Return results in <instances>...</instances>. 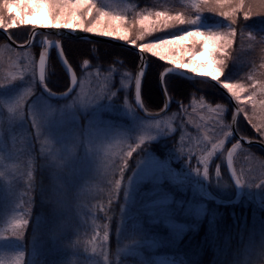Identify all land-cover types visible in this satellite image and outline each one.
I'll return each mask as SVG.
<instances>
[{
  "label": "rangeland",
  "instance_id": "374dc122",
  "mask_svg": "<svg viewBox=\"0 0 264 264\" xmlns=\"http://www.w3.org/2000/svg\"><path fill=\"white\" fill-rule=\"evenodd\" d=\"M186 1L191 4V0ZM0 2L2 22L19 19L23 23L25 19H36L34 26L57 27H63L65 23L61 21L56 24L51 21L47 16L46 5L35 16H30L24 6L25 0ZM207 12L216 18V23L211 21L208 25L199 14L198 19L190 23L184 31L200 27L206 31H222L231 26L224 17L211 11ZM257 28L261 30V24H258ZM251 34L253 40L264 38L262 34ZM245 36L244 40L236 41L235 45L233 43V51L228 54L219 82L225 79L226 82L235 84L252 77H255L253 84L264 81V51L261 50L264 45L254 48L255 45L248 39L247 33ZM20 50L7 42L0 43V73L10 70L16 53ZM24 50L32 51L28 48ZM180 54L178 51L177 56ZM194 59L206 61L208 54L198 53ZM165 61L178 66L172 63L171 58ZM84 67L80 81L84 82L87 91L96 84L89 73L95 74L98 68H91L89 65ZM99 70L102 73L111 70L112 76L108 82L110 91L94 101H74L73 96L78 93V86L65 100L53 101L43 85L41 91L34 92L35 84L39 80L32 74H25L0 84V170L5 171V176L0 177V264H15L17 258H20L21 264H187L172 254H159L155 250L162 244L178 241L192 226L181 218H199L206 210V203L198 198L197 201L190 198L183 202L182 198L176 197L169 190V184L189 188L201 196L205 195L218 201L210 193V179L212 175L215 178L221 177V166H226L227 149L236 141L232 140L231 130L227 129L230 134L224 138V148L217 149L209 158L208 174L205 175L203 164L197 160L201 152L194 149L191 157L187 153V148L196 143L198 135L204 139V130L201 129L198 134L191 124L182 129L186 141L188 137L192 138L183 152L179 147L180 132L166 130L157 124V121L171 117L174 113L179 114L181 107L178 111L166 112L159 117H146L131 104L130 93L133 99L131 90L136 73L133 75L126 70ZM186 70L192 72L191 68ZM208 70L201 68L192 73L207 75ZM126 74L129 76L125 85L123 81ZM114 78L118 83L116 90L113 88ZM29 86L34 91L28 106L42 108V111L45 108L50 109L42 124V133L60 147L62 164H56L41 150L40 133L30 115L16 117L15 112L10 113L7 110V105L14 102ZM241 86L245 92L241 93L239 106H247L249 114L259 121L261 115H264L259 101L264 100V96L259 95V89L256 90L257 103L253 109L246 101L248 84L243 82ZM111 92H115V95L122 94L120 103H113L115 95ZM203 92L193 93L183 104L188 105L197 96L205 98ZM205 100L213 106L219 104L223 107L222 118L230 128L232 107L227 116L229 106L226 103H212L207 98ZM110 111L116 112L123 119H111L103 115L104 112ZM237 124L251 125L244 112L239 113ZM173 126H176L175 123ZM209 127L211 128V125ZM169 138L174 141L165 156L160 157L146 147L147 144ZM114 140H126L134 148L122 174L120 172L115 177L110 174L103 149L95 147L97 141ZM72 145L76 146L75 152L71 151ZM135 152L139 155L130 167L129 162ZM38 164L44 167L46 182L42 194L46 201H50L49 208L45 214L35 218L27 238L25 231L28 223L25 225L23 236H16L13 235L10 225L21 214L28 221L33 175ZM198 167L200 170H197ZM231 167L232 170L235 169L233 175L239 196L248 198L254 205L264 208V175H260L264 172V160L257 150L241 144L240 148L234 151ZM117 180H120L118 188ZM114 203H118L123 212L114 231L119 239L118 248L116 252H111V227L106 214ZM106 232L108 239L104 241ZM99 240L100 246L94 251L93 243ZM260 247L258 246L257 250H260Z\"/></svg>",
  "mask_w": 264,
  "mask_h": 264
},
{
  "label": "trees",
  "instance_id": "16d2710c",
  "mask_svg": "<svg viewBox=\"0 0 264 264\" xmlns=\"http://www.w3.org/2000/svg\"><path fill=\"white\" fill-rule=\"evenodd\" d=\"M95 3L98 8L114 12L117 15H123L129 24L136 13L152 10L185 11L189 15L195 16L200 14L208 25L211 24V21L216 23L215 17L211 16L207 11L197 13L186 0H95ZM189 24H178L167 29H158L157 32L146 36L143 42L150 43L152 42L151 38H165L162 36L179 34ZM258 24H261V30L257 28ZM32 28L33 26L30 25L16 26L9 34L14 40L22 43L27 40ZM239 28L243 31L244 35H238L237 40L234 41V45L236 41L245 39V33L250 32L256 34V36L264 35V14H255L247 19H243L241 15ZM200 29L204 30L202 27ZM79 30L84 31L83 29ZM92 34L103 35V32L97 31ZM45 35L49 39H60L63 53L58 46L49 49L45 80L35 84L36 89L34 92L41 91L42 85L47 91L48 96L52 93H63L68 89V76L57 59V53L59 52L65 56L75 71L78 81L81 80L84 74V60L89 61V67L91 68L112 69L115 71L126 70L133 75L136 73L139 62L138 55L130 49L101 41L69 37L58 38L52 34L45 33H37L31 45V53L36 59L41 51L42 37ZM2 42H6V40L0 34V43ZM145 54L147 67L141 82V97L148 110L157 111L163 106V98L159 88V75L164 68L171 64H168L165 60H161L159 57H155L151 53L145 52ZM113 81V88L116 90L118 85L116 78ZM164 84L171 101L168 112L180 110L181 103H186L193 93L199 91H204L205 98L212 103L221 101L226 103L229 106L227 116L231 112V105L228 99L215 86L207 82L188 80L176 74H167L164 77ZM132 89L131 91L134 96V85ZM73 93L74 91L71 94ZM130 97L131 104L136 108L131 93ZM65 99L66 97L53 98L52 100L62 101ZM121 99L122 94L116 93L113 97V103H120ZM103 115L111 119H123L114 111L104 112ZM237 130L243 136L260 140L255 129L249 124H243V126L242 124H237ZM231 137L232 140L236 141L233 135ZM173 141V138H169L164 141L160 140L147 144L146 147L152 149L161 157L167 155L168 148L173 144ZM250 147L255 148L264 160V151L256 146ZM166 150L167 152H165ZM138 155V152L132 155L129 166L135 162ZM41 165L38 164L34 170L31 205L29 207V214L27 215L28 225L25 231L26 238L31 232L35 218L45 214L50 204V201H46L42 194L46 178L44 167ZM236 186L235 180L229 174L226 166H221V177L215 178L212 175L210 179V193L218 201H214L205 195L201 196L189 188L185 189L179 185L169 184V190L176 197L182 198L183 202H187L190 198L196 201L197 198L201 199L206 203V210L199 218H195L194 216L181 218L187 224H192V226L178 241L162 244L156 248L155 252L159 254H172L176 259L180 258L187 264H264V208L254 205L248 198L239 196ZM239 197L240 199H238ZM121 210L118 203H114L108 208L106 214L111 227L109 237L111 252H116L118 248L119 239L114 231L118 218L123 212ZM258 246H261L260 250H257Z\"/></svg>",
  "mask_w": 264,
  "mask_h": 264
},
{
  "label": "snow or ice",
  "instance_id": "6c2138e0",
  "mask_svg": "<svg viewBox=\"0 0 264 264\" xmlns=\"http://www.w3.org/2000/svg\"><path fill=\"white\" fill-rule=\"evenodd\" d=\"M47 6V16L51 21L60 24L64 21L63 27L69 30L83 29L87 33H96L102 31L105 36L117 37L119 40L127 42L130 45H136L141 52L153 53L155 57H159L161 60H168L171 58L173 64H177L182 69L191 68L192 72H197L201 68H208L207 76L219 80V77L224 72V66L226 59L229 57V53L233 51L232 45L237 40L238 35L243 36V31L239 28L240 17L247 19L255 14H264V0H191V8L197 13L203 11H211L224 17L230 22V27L222 31H204L200 28H192L187 31H183L180 34L162 36L165 38H151V43H144V38L150 33L157 32L158 29H167L171 26L178 24L194 23L198 19L195 15H189L185 11H164V10H152L142 11L136 13L129 24L123 15H117L114 12L107 11L98 8L95 0H25V7H27V14L35 16L40 10ZM12 14L10 13L9 16ZM36 19L24 20L23 23L19 19L16 21L8 20L7 22L0 21V29H3L5 33H11V30L16 26L35 25ZM37 33L35 27L30 31L29 37L25 40L28 49H31L32 37ZM10 39L12 36H9ZM152 37V36H151ZM248 39L255 45L254 48L264 45V38L257 40L252 39V34L247 33ZM55 42L63 53V47L61 46L60 39H49L48 36L42 37L41 51L39 53L38 61L32 55L31 51H25L23 48L16 53L15 62L10 66V70L6 73H0V84H4L9 80H15L16 78L23 77L25 74H32L39 79L38 71L46 69L47 56L49 46ZM10 47V46H9ZM264 51V49H261ZM181 54L177 56V52ZM208 54V60L197 61L194 59L196 55ZM186 53V54H185ZM85 65H89L88 60H84ZM195 65V67H193ZM90 76L96 81L95 87H89L85 90L83 81H78L76 77L71 78L72 87H69V91L72 88L79 87L78 93L82 100L95 99L98 96L104 95L109 92L108 82L111 79V70L102 73L99 69L95 74L89 73ZM129 75L123 81L128 80ZM255 77L245 78L241 80V83H229L227 80L220 81L223 87L231 93V96L238 102L236 113L244 112L247 116L249 123L260 134L259 138L264 140V115H261L260 120L257 121L253 115L249 114L247 106L240 107L241 93L245 92V89L241 86L243 82L248 84L247 93H245L247 104H251L252 108H256L257 92L259 89V95L264 96V81H259L256 84L252 83ZM140 78L134 76V83L137 88V99L140 100L139 87ZM126 85V84H125ZM33 88L27 87L21 95H19L14 102L7 105L9 112H14L17 103L21 97H27L25 115H29L27 111V104L30 97L33 95ZM251 93L252 95H248ZM115 95V92H111ZM127 102V100L125 101ZM261 112H264V100L259 101ZM223 107L219 104L213 106L206 102L203 96H197L192 99L188 105L181 103V112L179 114L174 113L171 117L157 121L158 126L165 128L169 131L180 132V150L185 152L187 144L191 143L192 138L188 137L185 140V133L182 131L189 124L193 125L200 133V130H204V139L197 136L195 144L187 148V153L192 156L194 149H198L201 155L197 157L198 163L203 164V172L208 174L209 158L212 157L217 149H223L225 139L229 134L230 129L227 123L222 118ZM175 123V127L173 126ZM211 125V128L209 127ZM212 141H215L214 143ZM211 145L209 148L208 145ZM239 141L234 142L231 148L227 149V161L230 166L233 165L234 151L240 148ZM132 148L128 156L132 154ZM128 159L123 161L124 167L127 165ZM217 165V169H218ZM197 170H200L198 167ZM233 171L235 169L233 168ZM260 175H264L261 172ZM120 180L116 181V188L119 187ZM28 221L21 214L10 225L13 235L23 236L25 225ZM104 241L108 239V232L103 236ZM90 243H92L90 241ZM100 246V240L93 243L92 249L95 251ZM15 264H21L20 258L15 260Z\"/></svg>",
  "mask_w": 264,
  "mask_h": 264
},
{
  "label": "water",
  "instance_id": "95a60500",
  "mask_svg": "<svg viewBox=\"0 0 264 264\" xmlns=\"http://www.w3.org/2000/svg\"><path fill=\"white\" fill-rule=\"evenodd\" d=\"M34 27L36 28L37 33L52 34L53 36L58 37V38L69 37V38H79V39H85V40H91V41H101V42H106L109 44L118 45V46H121L123 48H127V49H130V50L136 52L138 55V60H139L138 66L136 69V76L138 78H140V81L142 82V78L145 74L146 67H147V58H146L145 52H141V50L137 46L127 44V42L121 41L115 37H108L105 35L87 33V32H84L82 30H69V29H65L64 27L47 26V25L34 26ZM0 34H2V36L4 37L6 42L9 45H11L12 47L17 48V49L28 48V46H27V44H25V42L20 43V42H17L16 40H14L13 38L10 39V37H9L10 34L5 33V31L3 29H0ZM28 37H29V35H28ZM34 37L31 38L32 39L31 45L33 43ZM56 46H57V44L55 42H53L49 46V49L51 47H56ZM48 54H49V51H48ZM57 59L61 65L62 69L64 70V72L68 76L69 87H72L73 85L71 84V78L72 77L77 78L75 71L70 66V64L66 60L65 56L61 52L57 53ZM37 61H38V58H37ZM45 71H46V69H41L38 71V75H39L38 80L41 82H43L45 80ZM167 74H176V75L182 76L188 80H202L204 82H207V83L215 86L228 99V101L230 102V105L232 107V114H231V118H230V130H231L233 137L244 146H256V147L260 148L262 151H264V142L263 141L256 139V138L243 136L238 132V130H237V118H238L239 114L236 113L237 101L235 100V98H233L231 96V93L228 92V90L223 87L222 83H220L216 79L208 77L207 75L192 73V72H190L186 69H182L176 65L167 66L166 68H164L162 70V72L159 75V88H160L162 98H163V106L160 110L151 111L145 107V105L142 101V97H141V82H140V87H139L140 100L137 99V88H136L135 83H134V103H135L137 110L142 115H144L146 117H159V116L163 115L164 113L168 112V110L170 108L171 101H170V97L167 93V90L165 88V84H164V77ZM77 80H78V78H77ZM69 87L63 93H52L51 94L52 97L53 98H64V97L69 96L75 90V88H72L69 91ZM226 168H227L229 174L233 177V180H236V178L233 175L232 167L228 164L227 157H226ZM237 192L239 193V189L237 190Z\"/></svg>",
  "mask_w": 264,
  "mask_h": 264
},
{
  "label": "clouds",
  "instance_id": "9594fccd",
  "mask_svg": "<svg viewBox=\"0 0 264 264\" xmlns=\"http://www.w3.org/2000/svg\"><path fill=\"white\" fill-rule=\"evenodd\" d=\"M100 96L95 99H99ZM95 99L89 98L88 101H94ZM74 101H82L80 94L77 93L73 96ZM27 97H21L15 108L16 117H23L25 115ZM28 114L32 117L33 124L36 126L40 133L39 141L41 144V150L49 156V158L56 164H62L63 161L59 156L60 147L55 145L53 141L45 134L42 133V124L45 121L47 111L50 109L37 108L35 106L29 107L27 104ZM12 113V112H10ZM71 151L75 152L76 146L72 145ZM95 147L99 150L103 149L104 155L108 161L110 174L115 177L122 171L123 161L128 159V153L133 148L132 144L126 140H114L112 142L97 141ZM5 176V171L0 170V177ZM27 209H25V214ZM27 220V219H26ZM23 256V253H21Z\"/></svg>",
  "mask_w": 264,
  "mask_h": 264
},
{
  "label": "bare ground",
  "instance_id": "6f19581e",
  "mask_svg": "<svg viewBox=\"0 0 264 264\" xmlns=\"http://www.w3.org/2000/svg\"><path fill=\"white\" fill-rule=\"evenodd\" d=\"M52 96V95H51ZM237 141V140H236ZM249 147V146H248Z\"/></svg>",
  "mask_w": 264,
  "mask_h": 264
}]
</instances>
